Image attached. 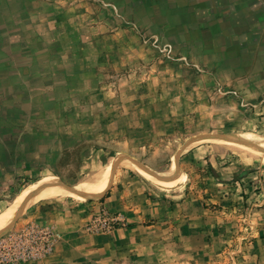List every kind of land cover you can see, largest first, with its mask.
<instances>
[{
    "label": "rangeland",
    "instance_id": "obj_1",
    "mask_svg": "<svg viewBox=\"0 0 264 264\" xmlns=\"http://www.w3.org/2000/svg\"><path fill=\"white\" fill-rule=\"evenodd\" d=\"M263 155L264 0H0V264H246Z\"/></svg>",
    "mask_w": 264,
    "mask_h": 264
},
{
    "label": "crops",
    "instance_id": "obj_2",
    "mask_svg": "<svg viewBox=\"0 0 264 264\" xmlns=\"http://www.w3.org/2000/svg\"><path fill=\"white\" fill-rule=\"evenodd\" d=\"M247 179L248 178L244 177L241 179V181H245ZM245 186L246 185H239L240 188H244ZM114 202H116V201H114ZM104 203L105 204H103V205H106V200L104 201ZM114 209H116V208H114ZM228 210H230V209H228ZM250 212L252 213V216L250 218H252L253 216L255 217V218L249 220L251 229H253V233L251 236L252 240L250 241L249 247L246 248V249H249L247 251V253L245 255L243 253V255H244L243 259H247L248 263H246V264H264V207H263V209L254 210V211H250ZM204 213H207V212H204ZM158 222H160V226H161V225H165L168 221H165V219L162 217L159 219ZM156 228H159V225H157ZM130 230L131 229H129V231ZM208 234H210L211 240L214 239L213 233L208 232ZM215 236H216L215 238L222 237L220 239V241H223L224 239H229V236H227V235L223 236V234L222 235L217 234ZM204 237H206V236H204ZM80 238H81V241L83 242L82 246H84V241L87 242V241H89V239L96 240L92 237H87V236H81ZM66 240H67V242L61 243V248H62L61 250L62 251L68 245V239H66ZM229 242H231V241H229ZM62 255H63V253L61 252V254H59V257L57 259H55V260H57L58 264L66 262L63 260L64 257Z\"/></svg>",
    "mask_w": 264,
    "mask_h": 264
},
{
    "label": "built area",
    "instance_id": "obj_3",
    "mask_svg": "<svg viewBox=\"0 0 264 264\" xmlns=\"http://www.w3.org/2000/svg\"><path fill=\"white\" fill-rule=\"evenodd\" d=\"M23 235L27 236V238L29 240L31 239V245H30L29 249H27L25 251V253L23 254V257L28 258V259L35 257L37 254H41L42 249L30 251V248L33 247V245H35L34 242L32 241L33 239L38 237V238L42 239L44 243H46L50 239V237H52V234H50V232H43L42 230L35 229V228H30L29 231L26 230L25 234L23 233ZM43 248H44L43 253L49 252L51 250V244L50 245L46 244V245H44Z\"/></svg>",
    "mask_w": 264,
    "mask_h": 264
},
{
    "label": "water",
    "instance_id": "obj_4",
    "mask_svg": "<svg viewBox=\"0 0 264 264\" xmlns=\"http://www.w3.org/2000/svg\"><path fill=\"white\" fill-rule=\"evenodd\" d=\"M199 138H201V139L219 140V141H224V142H229V143H234V144H239V145H243V146L252 147V148H255V149L261 148V146L259 144H255V143H252V142H249V141H245V140L234 139V138H231V137H228V136H225V135H208V136H200ZM152 176H154V174H152ZM155 177H157L159 180H164L162 177H159V176H155ZM59 187H61V186H59ZM76 195L84 196V194H82V193H76ZM6 228H8V227H6Z\"/></svg>",
    "mask_w": 264,
    "mask_h": 264
},
{
    "label": "bare ground",
    "instance_id": "obj_5",
    "mask_svg": "<svg viewBox=\"0 0 264 264\" xmlns=\"http://www.w3.org/2000/svg\"><path fill=\"white\" fill-rule=\"evenodd\" d=\"M262 156V155H261ZM263 157H264V155H263ZM103 175V174H102ZM101 175V176H102ZM105 178V177H104ZM108 179V178H107ZM102 179L100 178V180L99 181H101ZM99 181H96V182H99ZM108 181V180H107ZM106 180H102V182H99L100 184L102 183V187L106 184V182H107ZM98 183V184H99ZM95 184V183H94ZM97 184V183H96ZM27 191V190H26ZM58 194H63V193H61V192H57ZM25 195V194H24ZM23 196V195H22ZM20 198H21V196H20ZM22 202V201H21ZM18 204V203H17ZM19 205H20V203H19ZM14 206V205H13ZM12 206V208L11 209H14V207ZM12 215V214H11ZM7 219V213H4V214H2V215H0V225L1 224H3L4 222H5V220Z\"/></svg>",
    "mask_w": 264,
    "mask_h": 264
}]
</instances>
